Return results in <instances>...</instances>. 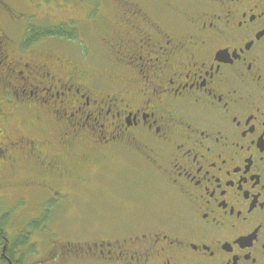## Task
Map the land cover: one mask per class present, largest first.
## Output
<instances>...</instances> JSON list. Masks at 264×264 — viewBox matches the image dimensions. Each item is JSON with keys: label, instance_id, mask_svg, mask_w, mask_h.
I'll use <instances>...</instances> for the list:
<instances>
[{"label": "flooded vegetation", "instance_id": "af4514ba", "mask_svg": "<svg viewBox=\"0 0 264 264\" xmlns=\"http://www.w3.org/2000/svg\"><path fill=\"white\" fill-rule=\"evenodd\" d=\"M23 1L0 0V264H264V0L129 8L79 56L19 43ZM121 155L147 164L131 225L8 233L11 193L57 210L80 168Z\"/></svg>", "mask_w": 264, "mask_h": 264}, {"label": "rangeland", "instance_id": "374dc122", "mask_svg": "<svg viewBox=\"0 0 264 264\" xmlns=\"http://www.w3.org/2000/svg\"><path fill=\"white\" fill-rule=\"evenodd\" d=\"M166 1L169 5H177L176 3H178V0ZM50 45L51 48L62 54L72 55L73 53L74 47L68 43L53 40ZM90 48L96 54L103 52L97 46ZM127 165L128 159L121 155L108 162L106 167L100 171H95L98 168H90L91 170H85L84 167L80 168L78 176L86 183L76 182V184L68 186L70 191L67 190L69 195L65 197L63 207L59 206L56 208L57 210L50 212L40 211L38 203L41 202V195L30 193L26 196V202L22 200L20 205L19 201L21 200H18V196L11 193L8 196L11 201L7 200L6 202H11L8 204L9 206L16 205V203L18 205L14 207L17 210L10 220L14 227L8 230V233L12 234L16 226H24L23 222L31 219H41L44 224L35 229V233L39 231L46 233L49 229L54 228L62 238L98 235L101 233L102 226L103 228L106 225L111 227L115 224L114 222L121 218H126L124 224L131 225L130 219L133 217H124L126 213H122V207L127 204L126 200L130 197V202L133 204L131 206L132 211L138 217L140 214L135 210L147 209V164L137 160L134 164L135 168L129 170L124 168ZM126 176H129V179ZM124 187H131V189L126 188L125 190ZM120 194L125 196L119 198ZM1 204L4 203L1 202ZM9 206L7 207L9 208ZM21 207H24L25 210L18 212V208ZM134 222L136 223L135 218ZM61 226L62 231L59 230ZM34 234L32 235L33 240H37L38 238L34 237Z\"/></svg>", "mask_w": 264, "mask_h": 264}, {"label": "trees", "instance_id": "16d2710c", "mask_svg": "<svg viewBox=\"0 0 264 264\" xmlns=\"http://www.w3.org/2000/svg\"><path fill=\"white\" fill-rule=\"evenodd\" d=\"M39 4H42V8L39 9L40 11L36 10L37 13H35L33 10L35 2L32 0L19 3L18 10L24 15L22 22L26 29L17 35L13 33V37H18L19 43L35 42L38 43L39 49H46L63 56L68 54H62L50 47L53 40L65 42L74 47L72 56L82 54L86 49V43L89 47L97 46L100 47V50H105L104 43L99 38L100 32L106 31L107 25L121 17L126 9L133 8L136 12L151 11L157 17L162 12H170L166 0H40ZM45 5L46 7H44ZM33 13L37 16H33ZM103 35L106 36V34ZM108 38L109 35H107ZM19 202L21 205L22 200ZM28 222L23 223L26 226L25 229L35 230L38 228L36 222ZM59 230H62V226ZM11 238L15 240L14 237ZM26 243L23 242V244ZM9 244L8 247H10ZM30 245L31 247L29 246L24 252V262L29 260L30 254L33 252V245L31 243Z\"/></svg>", "mask_w": 264, "mask_h": 264}]
</instances>
